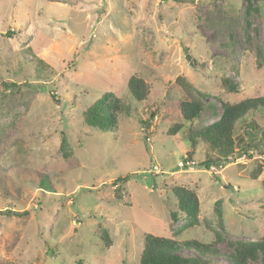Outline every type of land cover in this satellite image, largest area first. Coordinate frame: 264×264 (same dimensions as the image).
<instances>
[{
	"label": "rangeland",
	"instance_id": "obj_1",
	"mask_svg": "<svg viewBox=\"0 0 264 264\" xmlns=\"http://www.w3.org/2000/svg\"><path fill=\"white\" fill-rule=\"evenodd\" d=\"M132 76L149 84L143 101ZM179 78L204 105L195 127L222 101L264 97V0H0V85L15 84L0 93V211H26L0 216V264H138L145 233L202 240L210 264H230L231 242H264V118L249 157L197 167L211 154L200 141L186 162L187 124L169 130ZM105 92L130 110L101 130L81 112ZM176 185L198 197L182 230Z\"/></svg>",
	"mask_w": 264,
	"mask_h": 264
},
{
	"label": "trees",
	"instance_id": "obj_2",
	"mask_svg": "<svg viewBox=\"0 0 264 264\" xmlns=\"http://www.w3.org/2000/svg\"><path fill=\"white\" fill-rule=\"evenodd\" d=\"M248 2L250 0H247ZM258 1V0H253ZM250 5V4H249ZM230 37L231 34L229 35ZM36 64L37 70H40L42 61L38 60ZM232 66V65H230ZM222 86L225 92H237L236 85L232 84L230 80L222 77ZM178 83L185 91L179 101L176 102L178 110L182 116V122L175 123L169 130L172 134L186 128V141L189 144L190 151L183 160L186 162L192 161V154L198 144L203 142L208 145L211 154L207 155L206 159L196 163L197 167L210 169L211 166L221 167L228 161L235 158V154L250 156L253 149L258 146L259 137L257 136V129L259 128V121L264 118V97H246L239 101L229 102L222 101L221 113L213 121L201 123L200 126L195 127V123L199 119L204 105L199 98H195L189 91V85L184 84L182 78L178 79ZM12 85L1 83L0 93L5 89L13 88ZM128 90L130 95L136 101H143L149 93V84L142 78L132 76L128 81ZM32 87V85H29ZM130 106L123 103L119 98L112 95L110 92H105L90 104H88L81 112L83 121L91 127L106 130L113 126L115 117L119 111H129ZM151 116L152 113H151ZM243 132V136L237 133V130ZM65 133L61 132V148L66 145ZM256 150V149H255ZM130 177L126 175L122 180ZM38 186L43 190L53 191L54 187L46 175L39 173ZM120 180V179H118ZM171 193L175 198L177 210L171 213L173 220H176L178 215H184V223H182L179 230L187 229L197 221L198 213V197L193 189L176 185L172 186ZM219 203L215 204V210L219 218L221 212ZM26 215V211H12L4 208L0 211V216H16L21 217ZM219 226L223 227L219 220ZM233 251L227 256L230 264H258L255 263L261 259L264 264V242L251 241L231 242ZM181 248H185L194 252L190 256L179 254ZM217 253V249L199 239H186L177 241L172 237L158 236L152 233H145L142 237V249L139 254L138 264H210L208 255L213 256ZM16 264V263H6ZM21 264H36L32 262Z\"/></svg>",
	"mask_w": 264,
	"mask_h": 264
}]
</instances>
